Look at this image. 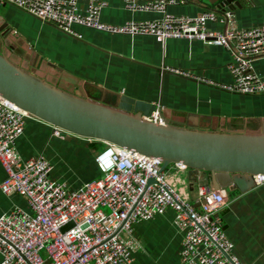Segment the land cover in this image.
<instances>
[{"label": "built area", "instance_id": "built-area-1", "mask_svg": "<svg viewBox=\"0 0 264 264\" xmlns=\"http://www.w3.org/2000/svg\"><path fill=\"white\" fill-rule=\"evenodd\" d=\"M1 1L77 37H82L76 29L81 26L109 34L152 35L162 42L187 38L223 46L232 50L228 64L232 83L170 70L228 92L264 94V71L254 65L255 59H264V25L213 29L209 22L223 21L217 10L198 15L167 11L169 5L189 0H124L127 10L163 16L123 24L102 20L105 0H87L84 6L80 0ZM222 14L229 21V11ZM29 116L0 96V163L6 172L0 189L8 195H22L29 205V210L14 206L0 212V264H133L140 248L135 224L167 210L174 212V224L182 232L180 264H249L235 253L219 215L226 188L214 190L209 184H199L196 206L189 194L187 166L172 163L163 168L159 158L109 143L95 156L99 175L79 187L71 186L54 177V165L44 153L29 158L20 154L17 141ZM145 118L163 122L157 109ZM66 134L53 127V136L65 138ZM198 178L199 174L194 184ZM254 179L261 183L264 175Z\"/></svg>", "mask_w": 264, "mask_h": 264}, {"label": "crops", "instance_id": "crops-1", "mask_svg": "<svg viewBox=\"0 0 264 264\" xmlns=\"http://www.w3.org/2000/svg\"><path fill=\"white\" fill-rule=\"evenodd\" d=\"M80 1L82 6L87 3V0ZM105 1L107 6L101 18L108 23L123 24L163 16L157 12L127 10L124 0ZM239 1L242 7L229 10V21L219 11L223 21L209 22L208 27L264 25V0ZM203 3L216 10L208 0H189L169 5L167 11L198 15L207 10ZM0 14V26L6 23L8 28L3 51L16 63L67 90L81 89L90 97L110 104H116L119 96L126 94L156 104L170 122L203 129L254 130L264 118V94L228 92L170 70L178 68L218 83H232L233 76L228 69L232 50L223 46L187 38H168L162 42L152 35L109 34L81 26L76 29L82 37H77L3 1ZM254 65L259 72L264 71V59H255ZM52 130V125L27 117L25 131L17 141L20 154L29 158L44 153L54 165V177L74 187L99 175L97 151L90 140L74 136L68 139V134L65 138L53 136ZM72 141H80L82 146L76 145L75 151L68 146ZM5 176L0 163V182ZM209 182V175L204 171L199 173L195 184L191 185L190 179L189 194L196 206H199L197 186ZM226 191V202L219 215L234 243L235 253L249 264H264V181L246 192L227 188ZM14 206L29 210L25 197L8 195L0 189V212ZM134 236L140 248L134 253L133 264H180L182 232L174 224L172 210L136 223Z\"/></svg>", "mask_w": 264, "mask_h": 264}, {"label": "water", "instance_id": "water-1", "mask_svg": "<svg viewBox=\"0 0 264 264\" xmlns=\"http://www.w3.org/2000/svg\"><path fill=\"white\" fill-rule=\"evenodd\" d=\"M208 2L222 13L242 7L239 0ZM202 6L214 9L206 3ZM7 29L6 23L0 26V96L32 117L64 130L68 139L74 136L114 144L159 158L163 168L184 164L190 169L191 185L204 171L214 190L246 192L256 186L255 175H264V118L254 130L203 129L170 122L156 104L126 94L110 104L81 89L67 90L16 63L3 51ZM156 109L162 123L145 118Z\"/></svg>", "mask_w": 264, "mask_h": 264}, {"label": "trees", "instance_id": "trees-1", "mask_svg": "<svg viewBox=\"0 0 264 264\" xmlns=\"http://www.w3.org/2000/svg\"><path fill=\"white\" fill-rule=\"evenodd\" d=\"M91 141V146L93 149H95L97 152L105 149L108 144L106 142H102V141H98V140H90ZM100 143H102L103 145L100 146Z\"/></svg>", "mask_w": 264, "mask_h": 264}, {"label": "rangeland", "instance_id": "rangeland-1", "mask_svg": "<svg viewBox=\"0 0 264 264\" xmlns=\"http://www.w3.org/2000/svg\"><path fill=\"white\" fill-rule=\"evenodd\" d=\"M76 145H77V147H81L82 146V143L80 142V141H72L71 143H70V145L68 144V146L70 147V148H72L73 150H75V151H77L76 150ZM101 145H103L102 143H100V146ZM70 153H72V155H73V151H71ZM55 164V163H54ZM61 168H62V166H61ZM57 179H58V177H56ZM70 184V183H69ZM71 185V184H70ZM72 186V185H71ZM106 209V208H105ZM151 264V263H150Z\"/></svg>", "mask_w": 264, "mask_h": 264}]
</instances>
